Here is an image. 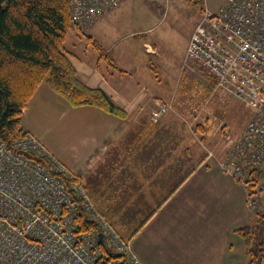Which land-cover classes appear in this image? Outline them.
Here are the masks:
<instances>
[{
    "label": "crops",
    "instance_id": "1",
    "mask_svg": "<svg viewBox=\"0 0 264 264\" xmlns=\"http://www.w3.org/2000/svg\"><path fill=\"white\" fill-rule=\"evenodd\" d=\"M181 3L151 6L156 17L143 21L128 18L133 0H122L89 28L87 37L120 72L102 67L97 57L95 64L80 63L65 50L78 79L102 90L124 111L123 118L92 106L71 107L41 84L22 112L21 130L79 179L142 264H247V245L236 232L254 219L245 190L205 161L209 136L202 127L209 125V116L190 133L188 124L199 115H184V80L204 72L184 63L194 28L184 43V18L169 17L171 5ZM168 33L169 41L162 36ZM210 84L211 96L224 99L213 92L212 78ZM157 102L171 104L172 110L152 122ZM245 127L234 129V135ZM215 148L221 153L226 146L222 141Z\"/></svg>",
    "mask_w": 264,
    "mask_h": 264
},
{
    "label": "built area",
    "instance_id": "2",
    "mask_svg": "<svg viewBox=\"0 0 264 264\" xmlns=\"http://www.w3.org/2000/svg\"><path fill=\"white\" fill-rule=\"evenodd\" d=\"M121 2L68 0L70 23L86 33ZM184 61L210 75L214 93L249 111L238 136L223 127L225 151L209 152L205 161L244 188L246 209L256 216L264 211V0H226L216 11L205 9ZM154 108L152 122L171 106ZM81 219L95 227L84 230ZM123 263L142 264L79 179L32 134L23 131L9 145L0 139V264Z\"/></svg>",
    "mask_w": 264,
    "mask_h": 264
},
{
    "label": "trees",
    "instance_id": "3",
    "mask_svg": "<svg viewBox=\"0 0 264 264\" xmlns=\"http://www.w3.org/2000/svg\"><path fill=\"white\" fill-rule=\"evenodd\" d=\"M72 28L68 0H0V139L6 145L22 134V112L41 84L71 107L92 106L120 118L125 116L102 90L78 79L64 48ZM86 44L99 63L120 72L95 40L87 37ZM81 222L84 230L95 227L85 219ZM236 232L247 245V264H261L264 211L255 216L252 225ZM108 256L118 259L113 254Z\"/></svg>",
    "mask_w": 264,
    "mask_h": 264
},
{
    "label": "rangeland",
    "instance_id": "4",
    "mask_svg": "<svg viewBox=\"0 0 264 264\" xmlns=\"http://www.w3.org/2000/svg\"><path fill=\"white\" fill-rule=\"evenodd\" d=\"M175 1L181 3L178 0ZM225 1L226 0H184V3L182 2L181 4L171 5L169 17L173 19L184 18V43L186 37L191 33L194 26L201 18L204 10L208 9L210 11H216L221 5H223ZM154 5H159L161 6V8H164L165 0H133V6H131V9H133V11H128V18H135L143 21L150 19L154 20V17H156L154 16L155 12L154 10L150 9V7H154ZM179 22L181 23V21ZM175 27L182 29L179 24H176ZM162 36L168 41L172 39V35L170 33L166 34V36ZM86 38L87 35L85 33L76 32L75 29L72 28L66 38L64 48L68 53L74 55V57L79 59L80 63L85 62L87 64H95L96 55L94 51L87 46ZM73 61L77 63L76 60ZM101 65L104 68L106 66L105 63H102ZM202 72H204V74L202 73L201 77L194 79L189 78L187 81L184 80V115L185 117H187L188 114H193L195 115V117L199 115L197 121H194L192 124H188L190 133L196 130V128L194 127L201 118L209 116V125L205 128L202 127V130H205L207 137L209 136L206 139V144H204L206 157L209 152H212L214 154L219 153L215 152L214 149H216L215 147L219 145V142L223 141L221 138L223 127L227 128L230 133L234 134V129L239 130L245 126L249 117V111L244 106L234 102L228 97H224L223 99V97H219L218 94L213 93L211 96V90L208 86L210 84L211 77L206 71L202 70ZM182 92L183 88L182 86H180V89H178L177 91L178 98L179 96L181 97ZM169 105L171 106V111L172 105ZM196 107L201 108V110H197V112H195L194 110L197 109ZM203 108L208 111L211 110V115L205 110V112L202 111ZM154 110H156V108L153 107L150 113L154 112ZM212 111L214 112V116ZM158 120L156 122H158ZM182 122L184 123V121ZM195 142H197V140ZM209 146L214 147L210 148ZM253 218L255 219V216Z\"/></svg>",
    "mask_w": 264,
    "mask_h": 264
}]
</instances>
